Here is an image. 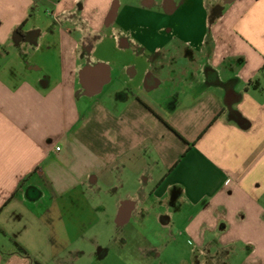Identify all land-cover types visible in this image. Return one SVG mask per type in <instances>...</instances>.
<instances>
[{
    "label": "crops",
    "instance_id": "1",
    "mask_svg": "<svg viewBox=\"0 0 264 264\" xmlns=\"http://www.w3.org/2000/svg\"><path fill=\"white\" fill-rule=\"evenodd\" d=\"M0 264H264V0H0Z\"/></svg>",
    "mask_w": 264,
    "mask_h": 264
},
{
    "label": "trees",
    "instance_id": "2",
    "mask_svg": "<svg viewBox=\"0 0 264 264\" xmlns=\"http://www.w3.org/2000/svg\"><path fill=\"white\" fill-rule=\"evenodd\" d=\"M22 26H23V25H21V26L19 27V29H18V30H19V31H18L19 33H21V32H20V29L22 28Z\"/></svg>",
    "mask_w": 264,
    "mask_h": 264
},
{
    "label": "built area",
    "instance_id": "3",
    "mask_svg": "<svg viewBox=\"0 0 264 264\" xmlns=\"http://www.w3.org/2000/svg\"><path fill=\"white\" fill-rule=\"evenodd\" d=\"M61 147H57V150H60Z\"/></svg>",
    "mask_w": 264,
    "mask_h": 264
}]
</instances>
